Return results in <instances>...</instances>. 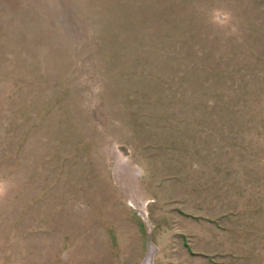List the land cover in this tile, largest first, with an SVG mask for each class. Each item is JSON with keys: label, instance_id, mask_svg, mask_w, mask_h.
<instances>
[{"label": "rangeland", "instance_id": "rangeland-1", "mask_svg": "<svg viewBox=\"0 0 264 264\" xmlns=\"http://www.w3.org/2000/svg\"><path fill=\"white\" fill-rule=\"evenodd\" d=\"M264 264V0H0V264Z\"/></svg>", "mask_w": 264, "mask_h": 264}, {"label": "bare ground", "instance_id": "bare-ground-1", "mask_svg": "<svg viewBox=\"0 0 264 264\" xmlns=\"http://www.w3.org/2000/svg\"><path fill=\"white\" fill-rule=\"evenodd\" d=\"M154 248L149 250V253L147 254L143 264H154V259H155V253H154Z\"/></svg>", "mask_w": 264, "mask_h": 264}]
</instances>
